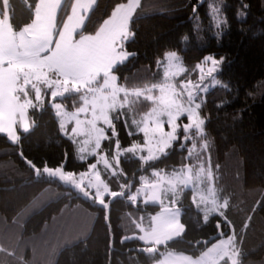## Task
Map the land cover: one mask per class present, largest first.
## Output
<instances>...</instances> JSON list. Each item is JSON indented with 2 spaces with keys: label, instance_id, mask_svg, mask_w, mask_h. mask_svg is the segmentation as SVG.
I'll list each match as a JSON object with an SVG mask.
<instances>
[{
  "label": "trees",
  "instance_id": "obj_1",
  "mask_svg": "<svg viewBox=\"0 0 264 264\" xmlns=\"http://www.w3.org/2000/svg\"><path fill=\"white\" fill-rule=\"evenodd\" d=\"M116 2L97 0L85 21V33H94ZM141 5L130 23L134 36L126 42L134 55L118 67V82L128 89L163 82L160 61L170 50L180 54L185 67L177 80L196 78V66L208 54L223 58L219 83L206 91L201 102L209 147H203V139L193 129L184 149L176 141L166 157L150 162L151 167L142 168L141 161L127 153L119 164L124 175L103 171V178L117 191L120 184L131 183V189H126L130 193L141 184V175L153 180L155 170L170 172L187 164L210 167L218 195L229 201L224 213L231 226L219 213L205 222L193 189L180 187L177 204L184 233L167 246H158L157 252L145 253L140 250L146 246L142 241L124 237L140 232L137 223L148 228L159 204L145 203L142 198L133 204L127 196L117 197L106 221L99 206L79 196L70 185L46 174L37 176L21 151L37 166L64 164L75 172L87 169L92 161L80 159L73 140L62 135L46 89L43 107L29 109L30 131L25 134L19 129V145L0 134V248L7 250L0 251V264H152L170 251L199 256L221 237L241 233L245 223L248 227L241 237L244 264H264V0H141ZM10 7L15 30L31 22L32 15L21 0H10ZM213 8L219 9L220 18H226L225 24L216 26ZM241 12L245 15L238 17ZM57 99L68 109L82 104L76 94ZM151 106L143 96H129V103L120 109L127 116L116 122L118 136L113 138L112 154L117 138L121 146L142 141V134L129 136L128 132L136 131L132 121H138ZM125 120L130 128L125 127ZM108 143L103 141L102 148ZM188 148H192L190 159ZM37 196L41 202L32 206ZM217 221L221 222L219 229Z\"/></svg>",
  "mask_w": 264,
  "mask_h": 264
},
{
  "label": "snow or ice",
  "instance_id": "obj_2",
  "mask_svg": "<svg viewBox=\"0 0 264 264\" xmlns=\"http://www.w3.org/2000/svg\"><path fill=\"white\" fill-rule=\"evenodd\" d=\"M96 2L97 0H75L74 3L66 4L64 0H21L23 6L31 13L32 19L29 24L16 31L11 23L10 0H0V13H2L0 14V134H5L11 143L20 144L21 134H18V129L25 134L30 131L29 109L43 107L42 87L50 90L53 101L66 93L76 94L82 104L75 113L69 114L64 111L61 103H53L52 107L56 110V115L62 118L60 123L62 135L69 140H73L77 134L89 137L85 142L93 144L90 155L95 157V162L88 163L87 170L77 175L74 171H65L64 164L49 167L45 163L41 167L25 157L22 151L19 154L37 176L46 174L49 178L71 185L79 196L98 205L99 210L104 212L106 221L109 218L108 210L113 199L127 196L128 201L135 204L143 190L145 203L152 202L160 206V211L150 217L148 228L142 223L136 224L143 234L135 238L146 245L140 250L152 254L158 251V246H167L168 242L181 237L185 231L184 224L180 222L181 210L175 207L179 203L175 197L177 188L190 182L192 167L185 166L183 174H173L170 179L166 178L163 170H155L151 174L157 179L152 182L141 175L139 179L142 187L137 188L135 194H130L126 192V189L132 187L129 182L120 184L119 191L112 190L109 184L101 179L98 165L102 163L104 171H111L112 176L124 175L122 170L117 172L115 169L119 168L120 156L131 153L141 161L142 168L145 165L151 167L150 162L166 157L176 141L179 140V147L184 149L185 142L190 139L189 134L193 129L203 139V147L208 148L209 142L204 135L205 119L199 114L201 103L196 102L195 93L189 87L190 82L177 85L166 80L164 83H153L150 86L145 85L143 89L135 88L131 91L125 85L118 83L119 77L116 74L118 67L134 55L126 50V42L134 36L130 23L134 13L142 7L141 0H127V2L117 0L110 14L102 21L95 33L85 34L87 13L93 9ZM247 7L244 5V8ZM196 8L197 6L194 5V13ZM240 15L245 13H238V17ZM212 18L215 19L217 27L226 23V18L219 17V9H212ZM164 57L168 61L169 70L175 69L166 73V77L169 75L175 77L184 71L179 63L181 58L176 52H165ZM207 63L211 64L207 69V76L213 77L214 82L219 83L213 74L221 70L223 58L218 60L211 55L205 56L202 64ZM202 64L196 66L201 71V81L205 74ZM203 90L206 92L207 88ZM154 92H158V95H153ZM121 94H123L122 98ZM130 95L137 98L143 96L152 104L142 119L132 121L136 131L128 132L129 136L142 134L143 139L133 140L124 148L121 147L120 140L115 139L113 155L111 152L113 138L118 136L116 122L127 116V113L121 112L120 109L129 103ZM89 111L91 118L81 121L79 114ZM67 116L74 118L76 123L70 132L63 122V118ZM181 117H186L187 122L181 123ZM83 124L87 127L82 128ZM125 127H131L127 120ZM102 141L109 142L107 148H102ZM192 147L194 148L195 145ZM188 154L190 159L192 148H188ZM197 176L208 181L214 178L211 168L205 169L203 166L199 167ZM169 191L172 197L166 203L164 194ZM203 199L201 197V200ZM40 202L41 197L37 196L32 206ZM228 206L227 198L223 203H218L213 198L211 205L204 209V221L207 222L211 214L218 212L224 217V222L231 226V222L222 211ZM247 219L250 221L251 217ZM220 227L221 222L217 221L216 228ZM247 227L248 224L245 223L241 233L233 232L226 240L212 243L211 247L196 259L183 257L181 264H220L221 261L224 264H244L245 253L241 247V237ZM130 238L132 237H124V239ZM0 251L7 250L0 248ZM8 255L15 253L10 252ZM157 264H168V262L157 261Z\"/></svg>",
  "mask_w": 264,
  "mask_h": 264
},
{
  "label": "rangeland",
  "instance_id": "obj_3",
  "mask_svg": "<svg viewBox=\"0 0 264 264\" xmlns=\"http://www.w3.org/2000/svg\"><path fill=\"white\" fill-rule=\"evenodd\" d=\"M64 2L67 4V3H74L75 2V0H64ZM127 2V1H126ZM90 12V11H89ZM89 12L87 13V17H88V14H89ZM59 17H60V14L58 13V19H59ZM87 19V18H86ZM95 33V32H94ZM94 33H85V34H94ZM78 38V37H77ZM126 50L129 52V53H131V51H129L127 48H126ZM172 51H174V52H176L177 54H178V56L181 58V56H180V54L177 52V51H175V50H170L169 52H172ZM209 55H211V54H208V55H206V56H209ZM211 56H213L214 58H216V59H220L219 57H217V56H215V55H211ZM203 61V60H202ZM202 61L199 63V64H202ZM179 63L181 64V66L185 69V67H184V64H183V62H182V58H181V60L179 61ZM160 66L162 67V69H163V72H164V80H163V82H161V83H164V82H166V80H168V81H170V82H172V83H176L177 85H179L180 83H183V82H190V84H189V87H190V89L195 93V98H196V102H198V103H201L202 102V100L204 99V97H205V91L203 90L205 87L207 88V90L209 89V88H211L212 86H214L215 84H217V83H215L214 82V79H213V77H209V76H207V69L208 68H210L211 67V64L210 63H207V64H202V67H203V69H204V79H203V81H201V71H200V69H199V74H198V76L196 77V78H193V79H189V80H177L176 78H177V76H179L181 73H179V75H176L175 77H172V76H167L166 77V73H168V72H170V71H175V69H172V70H169V68H168V61L164 58V60H162V61H160ZM221 67V66H220ZM213 76L215 77V79L216 80H218L219 81V78H218V73H214L213 74ZM119 83V82H118ZM140 89H142V88H140ZM130 91L131 90H133V89H129ZM42 92H43V104L45 103V99H46V96H47V90L46 89H44L43 87H42ZM122 95V94H121ZM32 96H34V94H32ZM34 98V97H33ZM122 98V97H121ZM187 98V94H186V92H185V99ZM50 103H51V105L53 104V103H61L62 105H63V107H64V111H66L67 113H69V114H71V113H75L76 112V109H68L67 107H66V105L62 102V101H60V100H58L57 98L55 99V101H53L52 100V98L50 97ZM56 111V110H55ZM199 114H200V116L203 118V116L201 115V113H200V110H199ZM144 115V114H143ZM143 117V116H142ZM142 117L140 118V119H142ZM59 118V122L61 123L62 122V118L61 117H58ZM91 118V113H90V111L88 112V113H80L79 114V119L81 120V121H86L87 119H90ZM139 119V120H140ZM138 120V121H139ZM63 122L65 123V127L67 128V130L70 132L71 131V128L72 127H75L76 126V123H75V119L74 118H72L71 116H67V117H64L63 118ZM181 123H185V122H187L186 121V117H181V121H180ZM29 124H30V122H29ZM102 126V125H101ZM32 127V124H30V128ZM81 127L82 128H86L87 127V125L86 124H83V125H81ZM166 130H168L167 128H166ZM182 131V130H181ZM206 133V129H205V126H204V134ZM190 135V134H189ZM190 138H191V135H190ZM87 140H89V137L87 136V135H84V134H77V135H75L74 136V139H73V142L75 143V145H76V154H77V156L81 159L82 157H83V159L82 160H86V159H89V158H92V161H90L89 163H93V162H95V157L94 156H92V155H90V153L92 152V148H93V144L92 143H86L85 141H87ZM102 144H103V141H102ZM129 145H127V146H121L122 148H124V147H128ZM115 154V150H114V153H113V155ZM123 155H125V154H122L121 156H123ZM121 156H120V158H121ZM60 166V165H59ZM186 166H191L192 167V173H191V180H190V182L188 183V184H186V185H180L178 188H177V193H176V199L180 196V187H182V188H188V187H190V188H192L193 189V193H194V197H195V202H196V204L197 205H199L198 207L201 209V210H203V212H204V209H205V207L206 206H210L211 205V201H212V199L214 198L218 203H223V200L221 199V197H220V195H218V192H217V189H216V187H215V185H214V178L211 180V181H208L206 178H203V177H198L197 176V172L199 171V167H196V166H193V165H189V164H187ZM57 167V166H56ZM205 168V167H204ZM205 169H207V168H205ZM87 169H85V170H81V171H86ZM184 170H185V167L184 168H182V169H179V170H173V171H170V172H167V171H163V174H165L166 175V178H168V179H170V178H172V176H173V174H183L184 173ZM65 171H71V170H67L66 168H65ZM81 171H79V172H81ZM98 171H100V173H101V179L102 180H104L105 182H106V180L103 178V175H102V172L104 171V166H103V164L101 163V164H99L98 165ZM115 171H117V172H119L120 170H119V168L118 169H115ZM75 172V171H74ZM79 172H76L77 173V175L79 174ZM109 172H111V171H109ZM157 179V177H155L153 180H149L150 182H152V181H155ZM71 186V185H70ZM110 186V185H109ZM142 187V182H141V184L140 185H138L137 186V188H141ZM165 187H166V185H165ZM111 188V187H110ZM136 188V189H137ZM112 189V188H111ZM136 189H134V190H131L130 191V194H135V192H136ZM209 189H211L212 191H209ZM113 190V189H112ZM114 191H117V190H114ZM164 196H165V202L166 203H168L169 202V198H171L172 197V193L169 191V192H167L166 194H164ZM201 197H203L204 199L203 200H201ZM138 198H142V201L143 202H145V200H146V197L144 196V194H143V190L141 191V193H140V195H138V197H137V199ZM106 199H108L107 197H106ZM148 203H152V202H148ZM171 206V205H170ZM175 207H178L179 208V206H178V204H176L175 205ZM181 210V209H180ZM160 211V210H159ZM158 211V212H159ZM222 211L223 212H225V209H222ZM157 212V213H158ZM218 213V212H217ZM180 222L182 223V221H181V216H180ZM233 234V233H232ZM226 240L227 239V236H223V237H221V240ZM220 241V240H219ZM219 241L218 242H216V243H219ZM207 251V250H206ZM192 257H194V258H198V257H200V255L199 256H193L192 255Z\"/></svg>",
  "mask_w": 264,
  "mask_h": 264
},
{
  "label": "crops",
  "instance_id": "obj_4",
  "mask_svg": "<svg viewBox=\"0 0 264 264\" xmlns=\"http://www.w3.org/2000/svg\"><path fill=\"white\" fill-rule=\"evenodd\" d=\"M0 14H2V13H0ZM21 29H19V30H21ZM19 30H16V31H19ZM28 120H29V122L31 124V120H30L29 113H28ZM18 134H20L19 129H18ZM141 234H143V233L139 232V233H136V234L131 235V237L132 238H135V237H138ZM219 240H221V238L218 239L217 241H215L214 243L218 242ZM169 253H171V255H169ZM183 257H192V255L189 254V253H186V252H181V251H170V252H167L161 259H159L157 261L166 260L168 262V264H181V261H182V258ZM192 258L193 259H196L194 257H192ZM157 261L153 262L152 264H157Z\"/></svg>",
  "mask_w": 264,
  "mask_h": 264
}]
</instances>
